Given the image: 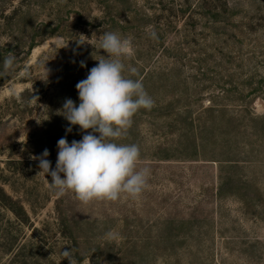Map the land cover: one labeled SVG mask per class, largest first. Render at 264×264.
<instances>
[{
  "label": "rangeland",
  "instance_id": "obj_1",
  "mask_svg": "<svg viewBox=\"0 0 264 264\" xmlns=\"http://www.w3.org/2000/svg\"><path fill=\"white\" fill-rule=\"evenodd\" d=\"M153 1L113 0L106 8L98 0H0V186L28 216L21 222L0 209V264H69L65 249L78 264H264V99L238 93L257 65L246 55L264 52V0H229L217 34L189 36L178 60L163 50ZM105 31L132 39L135 55L124 61L138 70L131 78L149 75L144 87L154 107L139 110L117 142L137 144L138 167L149 166L151 176L137 199L85 204L72 192L54 194L33 157L48 149L55 169L57 141L92 131L70 126L59 110L68 98L79 105L76 84L107 56L97 42ZM162 41L174 45L176 35ZM9 54L17 59L5 73ZM222 89L228 98L218 103L235 119L208 122L204 135L241 142L236 157L244 161L220 170L233 179L216 195L219 163L206 159L227 154L217 146L195 160L176 114L194 117ZM109 231L119 237L109 239Z\"/></svg>",
  "mask_w": 264,
  "mask_h": 264
},
{
  "label": "clouds",
  "instance_id": "obj_2",
  "mask_svg": "<svg viewBox=\"0 0 264 264\" xmlns=\"http://www.w3.org/2000/svg\"><path fill=\"white\" fill-rule=\"evenodd\" d=\"M150 35L152 39H158L154 29ZM85 42L86 39L78 40L80 45ZM97 42L99 50L102 49L107 56L96 59L98 64L76 84L79 105L68 98L59 110L70 126L78 125L84 132L92 131L71 144L64 137L57 141L55 169L47 159L48 149L33 157L39 161L40 172L45 177L51 176L49 184L54 194L63 196L72 192L85 204L93 201L115 202L122 195L137 199L146 189L151 176L149 166L138 167L140 147L134 143L117 142L127 135L134 115L141 109L151 110L155 104L142 78H131L138 75L137 68L124 62L135 55L132 39L122 37L118 32L105 31ZM16 59L15 54L4 58L5 73L14 69ZM84 66L82 61L81 67ZM126 71L130 75L126 76ZM71 131V127L66 129V132ZM61 173L64 178H61ZM106 236L115 240L119 233L109 231ZM62 255L69 264H78L72 249L63 250Z\"/></svg>",
  "mask_w": 264,
  "mask_h": 264
},
{
  "label": "trees",
  "instance_id": "obj_3",
  "mask_svg": "<svg viewBox=\"0 0 264 264\" xmlns=\"http://www.w3.org/2000/svg\"><path fill=\"white\" fill-rule=\"evenodd\" d=\"M112 1L113 0H98V3L103 7L109 8V3ZM153 2L154 6L157 7V14L154 13L155 22L160 31L163 50L174 54L176 53V60H178L180 54L187 56L184 50L185 46L189 45L191 39L189 36H193L194 38L197 35H201L202 31L209 30L217 34L214 28L218 26L217 24L224 23L225 20L228 19L229 12L232 11L229 0H154ZM154 6L152 5V8L155 9ZM125 16L126 18L130 17L128 12ZM169 33L176 35V43L167 46L165 42L162 41V38L164 39ZM246 57L247 62L256 60L255 62H257V65L255 66L253 64L251 67L252 69H248L245 73L244 87L238 91V93H240L239 96L242 97V92L246 91V95L249 98L253 97L254 99V97H259L264 99L262 97L264 96V52L259 55L255 52H251L249 55H246ZM243 60L245 59L243 58ZM248 64L246 65L248 66L247 68L250 67ZM137 76L135 79L138 78ZM148 76L147 73H142L139 77L142 78L144 85L147 82ZM179 81L181 80L179 79ZM183 81V83H186L184 79ZM224 93H227V91L222 89L221 95L214 94L212 96L214 98L210 97V99H208L209 105L202 107L194 117L191 116V110H187L184 114L179 111V113L176 114L177 118L188 126H183V132L181 134L191 135L192 157H194L195 160H198L197 158L203 155V150H214L217 146L222 149L221 152H226L227 154H225L226 156L224 157L211 155V157H209L210 159H206L219 163L217 175L218 182H216L215 191L216 195H221L225 186L231 184L233 179L229 172L227 174H222L220 170L226 169L228 171H234L238 169L241 166V162L244 161L236 157V151H238V148L240 149L239 145L241 142L232 139L231 136L226 137L224 135L220 137L221 139H216L214 134V138H206V135H204V133L206 134L207 128L210 127L208 122L213 123L217 118L227 119V122L235 119V117H228L226 115V105L218 103L220 99L226 100L228 98L227 94ZM241 106L243 105H240V107ZM184 107L188 108V105H184ZM139 112L141 113V111H138L136 114H140ZM202 115L205 116L202 118ZM262 118L264 117H261V119ZM250 134L253 135L251 132ZM240 179H243V177ZM3 208L12 212L21 222H24L28 218L20 201L6 193L3 187L0 186V209Z\"/></svg>",
  "mask_w": 264,
  "mask_h": 264
}]
</instances>
